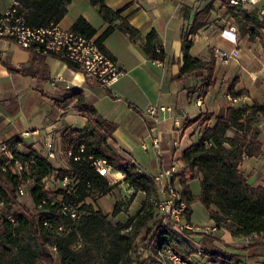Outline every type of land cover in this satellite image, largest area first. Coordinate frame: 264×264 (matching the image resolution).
<instances>
[{
  "label": "trees",
  "instance_id": "1",
  "mask_svg": "<svg viewBox=\"0 0 264 264\" xmlns=\"http://www.w3.org/2000/svg\"><path fill=\"white\" fill-rule=\"evenodd\" d=\"M30 27L42 28L58 24L66 15L71 0H16ZM99 8L104 22L110 26L95 39L102 49L105 39L117 27L128 38L139 35L125 17V7L110 9L106 0H90ZM231 19L240 37L247 36L250 41H258L264 48V21L259 20L256 11H246L240 6L229 4ZM118 21L117 26L112 23ZM71 31L86 38H93L96 30L84 19L79 18ZM191 40L182 37V66L174 80H182L195 72H206L205 86H212L215 59L202 62L190 55ZM143 55L150 61L166 63L169 61L164 48L154 30L149 31L141 46ZM33 58H44L32 53ZM68 66L77 70L75 66ZM228 93L235 99L248 95L243 89ZM76 98L75 109L84 114L83 128L65 130L62 133V148L68 156V167L55 170L47 158L30 150L29 153L13 149V161L27 164L20 176H13L2 168L6 159H0V264H142L141 250L155 251L160 244L167 243L183 259L191 263V257H204L211 264H241L229 256L218 252L205 251L193 246L173 230V222L161 228L162 216L157 211L156 185L152 177L141 173L132 160L119 152L112 144L114 124L100 117L95 109L87 105L81 91H73L70 98ZM211 115L200 122V136L180 158L181 163L191 170V179L199 178L200 192L192 195L186 180L181 177V199L188 207L200 202L218 228H224L233 237L262 241L264 245V186L252 187L241 175L239 167L246 157L261 154L259 125L264 122V103L229 106L221 110L213 126L208 125ZM18 146V142L7 144ZM80 148L83 152L80 153ZM76 157L79 159L75 160ZM103 160L114 172L123 176V182L131 190V199L137 193L144 195L141 207L126 225H113L100 212L79 215L81 204L86 199L107 195L112 187L96 171L93 163ZM64 177L70 181V190L61 188ZM52 180L58 185L57 193L62 201L52 196V190H45L43 180ZM32 182L30 197L35 211L30 210L18 200V184ZM50 185V184H48ZM78 205L77 218L70 219L62 211V204ZM8 210L3 214L2 208ZM115 208L113 215L118 214ZM14 219L11 222L7 217ZM188 220V219H187ZM44 223L48 225H44ZM189 234V232H184ZM138 241V243H136ZM54 248V249H53ZM151 264L150 258H147Z\"/></svg>",
  "mask_w": 264,
  "mask_h": 264
},
{
  "label": "crops",
  "instance_id": "2",
  "mask_svg": "<svg viewBox=\"0 0 264 264\" xmlns=\"http://www.w3.org/2000/svg\"><path fill=\"white\" fill-rule=\"evenodd\" d=\"M12 1L0 8V14ZM230 1L106 0L105 4L112 10L125 7L123 17L139 31L138 36L130 39L116 27L103 42L101 51L123 72L112 90L99 88L82 72L71 69L58 59L48 56L33 58L29 51L10 41L0 40V143L18 142V152L27 154L35 150L47 158L55 170L67 169L62 133L83 128L86 122L85 115L74 107L77 99L70 98V93L78 90L87 105L114 124L112 144L119 152L125 153L138 170L152 177L163 166L183 167L182 177L190 188L191 182H199V178L191 179V170L181 163L180 158L183 151L199 138L201 120L211 115L208 125L213 126L219 112L229 106L264 103V48L258 41L239 36L231 19ZM246 11L259 14L257 7ZM81 17L96 30L94 40L110 26L90 0H71L58 26L71 30ZM112 25L117 26L118 21ZM151 30L157 33L169 58L166 63L150 61L141 51ZM185 34L192 42V57L202 62L214 57L212 86H205L204 71L182 80L173 79L182 66L181 41ZM216 49L226 53L236 51L237 54L224 62L215 54ZM232 85L235 91L245 89L248 95L229 100L228 89ZM198 96L203 98L201 106L195 103ZM154 106L171 108L170 112L160 114L157 125L145 115L146 110ZM175 120L177 128L174 127ZM154 127L153 134L159 138L162 152L159 159L149 137ZM174 129L178 131L177 147L171 143ZM259 129L261 154L244 158L239 167L241 175L252 187L264 186V122ZM143 143L146 149L142 148ZM50 151L53 153L51 158L48 157ZM116 173L120 174L114 172L113 175ZM121 176L116 178V183L121 182L119 185L123 187L126 184ZM180 179L176 177L174 180L179 186ZM48 184H52V180ZM199 192L191 193L197 196ZM192 204L185 221L191 225ZM205 227L215 228L216 232L202 237L192 236L190 243L193 246L200 248L207 244L209 251L243 261L244 251L237 248L243 247L239 243L245 238L233 237L226 229L218 228L209 215Z\"/></svg>",
  "mask_w": 264,
  "mask_h": 264
},
{
  "label": "built area",
  "instance_id": "3",
  "mask_svg": "<svg viewBox=\"0 0 264 264\" xmlns=\"http://www.w3.org/2000/svg\"><path fill=\"white\" fill-rule=\"evenodd\" d=\"M233 6H240L242 9L256 8L259 12V19L264 21V0H232L229 3ZM0 40H7L16 46L29 51L30 53L53 57L64 63L75 66L78 71L82 72L84 76L94 82L99 88L112 90L113 86L123 76L122 70L118 65L106 56L101 49L97 46L93 38H86L80 34L74 33L71 30H63L58 24H50L42 28H34L27 25L24 13L20 11V5L16 0H13L11 5L0 14ZM218 58L224 62L236 56L237 52L226 53L218 49L215 50ZM229 100H233L228 96ZM202 96H198L196 105H202ZM170 107L158 106L150 107L146 110L145 115L157 125L160 121V114L170 112ZM174 127H178V122L175 120ZM152 128L149 137L151 138V146L154 149L155 156L159 159L162 156L160 148V140L153 134ZM171 143L174 147L178 145V131L174 129L171 133ZM17 146L10 147L7 144L0 143V156L6 159L3 171H8L13 176H20L26 170L27 164H21L13 161V149ZM51 146L48 145V148ZM146 144H142V148L146 149ZM80 153L83 149L80 148ZM70 156V152L66 153ZM48 157H53L50 151ZM1 159V157H0ZM79 159L76 157L75 160ZM96 171L106 179L107 174H113L111 166L107 165L103 160H96L93 163ZM142 173V171H140ZM184 168H177L175 165L168 167H161L158 172L152 176L156 185V206L157 211L162 216L160 223L161 228H166L168 222H173V230L180 233L185 240L190 242L194 234L208 235L216 232L215 228L208 227H194L191 224L183 221L185 216L189 214V208L185 201L181 199V190H178L175 183V178L182 177ZM45 190H48V181L43 180ZM60 186L66 192L70 188V181L64 177L60 182ZM18 192L23 195L22 187H18ZM62 199L59 198V202ZM79 206L74 203L62 204L63 213L70 219L77 218V208ZM11 222L14 219L10 216L7 217ZM44 225H48L44 223ZM189 232L185 234L184 232ZM54 249V248H53ZM151 264H190L189 261L183 259L176 253L172 247L167 243H162L155 250H148ZM200 255V252H198ZM229 264L228 261L223 260L222 263Z\"/></svg>",
  "mask_w": 264,
  "mask_h": 264
},
{
  "label": "rangeland",
  "instance_id": "4",
  "mask_svg": "<svg viewBox=\"0 0 264 264\" xmlns=\"http://www.w3.org/2000/svg\"><path fill=\"white\" fill-rule=\"evenodd\" d=\"M9 2L10 0H2L0 2V8L7 5ZM0 157L1 159L4 158L3 156ZM182 176L184 177V174ZM106 180L112 187L111 191L107 195L84 200L81 204L79 215L86 216L91 214L92 212H100L101 214L106 216V220L109 223L113 225H126L127 221L134 217L139 208L141 207V204L144 200V195L142 193H137L135 197L131 199L130 195L132 191L129 190L125 185L123 187L122 185H119L121 182L116 183L117 179L114 177L113 174H107ZM19 186L23 189V195H20L17 188L19 202L21 204H24L30 210L35 211L29 193L30 188L33 186V183L27 182L25 184H18V187ZM176 187L178 188V190H181V186H179L178 184H176ZM48 189L52 190V196L55 199L61 198V196L57 193V190L59 189L57 184H50ZM190 190L193 194L198 193L200 190L199 182H191ZM115 208H118L119 210L117 215H113ZM191 211L192 212L190 215V223H192V226L199 228L205 227L206 223L208 222V212L205 207H203V205L198 201L193 202ZM2 212L3 214H7L8 210L3 207ZM186 217L187 216L183 218V221H186ZM193 236L202 237L204 235L194 234ZM259 242L262 241H255L245 238L244 242L239 243L240 247H243H238L237 250L244 251V259L241 264H264V245ZM136 243H138V241H136ZM204 246L205 247L201 246L199 249L202 252L209 251V249H206V247L209 248L207 244H204ZM148 250L149 249L143 248L141 250V260H144L142 264L148 263ZM190 261L192 264H211L200 255L191 257Z\"/></svg>",
  "mask_w": 264,
  "mask_h": 264
},
{
  "label": "bare ground",
  "instance_id": "5",
  "mask_svg": "<svg viewBox=\"0 0 264 264\" xmlns=\"http://www.w3.org/2000/svg\"><path fill=\"white\" fill-rule=\"evenodd\" d=\"M121 174V173H120ZM120 174H118V173H116V174H114V177L115 178H120ZM122 177V176H121Z\"/></svg>",
  "mask_w": 264,
  "mask_h": 264
},
{
  "label": "water",
  "instance_id": "6",
  "mask_svg": "<svg viewBox=\"0 0 264 264\" xmlns=\"http://www.w3.org/2000/svg\"><path fill=\"white\" fill-rule=\"evenodd\" d=\"M232 31H235V29H234V28H232Z\"/></svg>",
  "mask_w": 264,
  "mask_h": 264
}]
</instances>
